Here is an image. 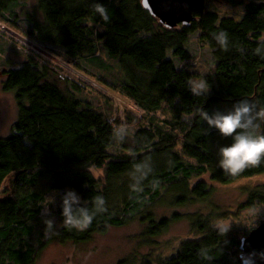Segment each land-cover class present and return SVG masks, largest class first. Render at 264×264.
Returning <instances> with one entry per match:
<instances>
[{
  "label": "trees",
  "instance_id": "obj_1",
  "mask_svg": "<svg viewBox=\"0 0 264 264\" xmlns=\"http://www.w3.org/2000/svg\"><path fill=\"white\" fill-rule=\"evenodd\" d=\"M194 18L168 29L142 0H0V23L27 39L0 37L2 89L18 111L11 134L0 137V264H36L53 244L81 246L135 224L136 249L119 264H243L241 241L264 220V185L240 208L256 212V221L226 229L217 226L230 215L215 205V186L200 179L231 186L264 176V161L226 174L218 153L232 138L200 113L226 112L241 99L264 105V0H203ZM6 42L24 57L18 68L5 59ZM36 46L83 79L63 76ZM204 48L210 61L194 65ZM190 80H206L210 91L193 95ZM91 82L141 114L118 116ZM69 193L78 197L67 200L79 227L64 223ZM182 221L192 237L173 255H158L160 240Z\"/></svg>",
  "mask_w": 264,
  "mask_h": 264
},
{
  "label": "rangeland",
  "instance_id": "obj_2",
  "mask_svg": "<svg viewBox=\"0 0 264 264\" xmlns=\"http://www.w3.org/2000/svg\"><path fill=\"white\" fill-rule=\"evenodd\" d=\"M0 37H6L12 41L23 43L26 42L19 33L13 32L10 28L0 23ZM3 39V38H2ZM4 40V39H3ZM7 43V42H6ZM5 59L10 60L13 68H18L24 61V57L16 54L7 43ZM193 48L196 50L200 47L196 40L193 41ZM36 52L42 56L43 60L58 65L62 68L63 76H74L78 79L81 78L75 71H70L72 67L67 62L56 58L54 55L47 52L43 48L36 46ZM199 58L202 60L193 61L192 63L197 66L205 64L210 61V53L207 49L197 51ZM3 58L2 56L0 57ZM0 68V137L5 138L11 134L12 128L17 121L18 111L16 102L13 95L5 93L2 89V83L4 80ZM96 89L108 96L114 106L116 107L115 112L118 116L123 117L126 110H130L136 114H141L130 101L126 98L113 93L110 90H106L101 86L96 87L97 84L91 82ZM101 87V88H100ZM124 123L121 128L123 129ZM261 131H264V124H261ZM110 153L115 154V150H111ZM97 177L101 174L96 172ZM200 180L208 181L211 186H215V205L218 206L223 213H229L230 217L227 220L217 221L218 227L226 229L233 228H248L249 224H253L256 219V212L240 210L241 206L246 202L248 193L255 189L259 185H264V176L254 177L249 180H241L231 186H221L218 183L212 181L211 176L207 175L202 177ZM199 208H193L188 211H195ZM207 212H213L214 210L206 209ZM183 212V211H180ZM187 212V211H185ZM191 213V212H190ZM194 213V212H193ZM257 227V226H256ZM140 233V226L138 224L125 227L116 228L109 231L107 235L98 236L92 242L81 245H51L40 257L36 264H119L120 261L130 257L136 249V238ZM190 227L189 223L182 221L174 224L171 228L170 233L160 240V253L158 255L163 257H169L174 254L175 250L179 247L181 242L190 239ZM148 254V252L142 251V256Z\"/></svg>",
  "mask_w": 264,
  "mask_h": 264
},
{
  "label": "clouds",
  "instance_id": "obj_3",
  "mask_svg": "<svg viewBox=\"0 0 264 264\" xmlns=\"http://www.w3.org/2000/svg\"><path fill=\"white\" fill-rule=\"evenodd\" d=\"M94 7L102 19L108 21L109 17L105 7L99 3ZM216 39L223 45L226 42V34L221 33ZM189 85L192 94L197 96L208 93L211 87L206 80H190ZM200 115L208 126L217 130L222 137L232 138V143L221 146L218 153L219 167L226 174L236 176L248 167H258L264 161V132L261 131V124H264V105L241 99L226 112L217 110L210 114L208 111H201ZM185 118L188 119V117ZM135 169L142 171L141 165H135ZM70 195L76 198L73 202L78 203L75 193H69L64 198V223L79 227V223L73 222V215L67 200ZM94 200L98 204H103L101 197H95ZM81 216L85 221L90 222L91 218L87 212H82ZM246 259L248 264H252L251 257Z\"/></svg>",
  "mask_w": 264,
  "mask_h": 264
},
{
  "label": "water",
  "instance_id": "obj_4",
  "mask_svg": "<svg viewBox=\"0 0 264 264\" xmlns=\"http://www.w3.org/2000/svg\"><path fill=\"white\" fill-rule=\"evenodd\" d=\"M203 0H142L143 8L168 29L189 27L195 20L194 11ZM243 264H264V220L241 241Z\"/></svg>",
  "mask_w": 264,
  "mask_h": 264
},
{
  "label": "bare ground",
  "instance_id": "obj_5",
  "mask_svg": "<svg viewBox=\"0 0 264 264\" xmlns=\"http://www.w3.org/2000/svg\"><path fill=\"white\" fill-rule=\"evenodd\" d=\"M36 49V48H35ZM79 75V74H78ZM81 77H83V76H81ZM96 87H99L98 85L96 86ZM101 88V87H100Z\"/></svg>",
  "mask_w": 264,
  "mask_h": 264
}]
</instances>
